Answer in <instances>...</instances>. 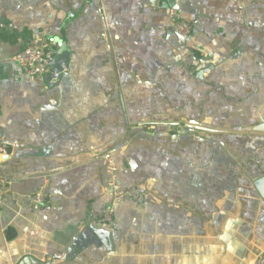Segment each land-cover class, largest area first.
Returning <instances> with one entry per match:
<instances>
[{
    "label": "crops",
    "instance_id": "obj_1",
    "mask_svg": "<svg viewBox=\"0 0 264 264\" xmlns=\"http://www.w3.org/2000/svg\"><path fill=\"white\" fill-rule=\"evenodd\" d=\"M166 4L196 22L186 41L153 0H0V264L264 256V0ZM47 39L55 81L11 61ZM106 155L142 195L108 224Z\"/></svg>",
    "mask_w": 264,
    "mask_h": 264
},
{
    "label": "built area",
    "instance_id": "obj_2",
    "mask_svg": "<svg viewBox=\"0 0 264 264\" xmlns=\"http://www.w3.org/2000/svg\"><path fill=\"white\" fill-rule=\"evenodd\" d=\"M165 4L168 18L169 29L176 35L179 41H186L196 24V22H187L183 20L180 15L166 3L167 0H159ZM57 52V43L54 39H47L38 46H28L13 58L12 62L19 66L25 74L32 78L49 77L51 81L58 79V74L52 71L50 61ZM0 154H6V148L0 147ZM104 159L107 162V185L106 189L111 197V202L106 208V212L102 218L103 223H110L115 211V208L125 199L133 201L142 200V195L136 188L128 190H121L117 181V166L113 159L106 155ZM2 196V181L0 180V201ZM45 203L44 189L40 188L32 197L31 206L39 208ZM248 264H264V256H257L253 258Z\"/></svg>",
    "mask_w": 264,
    "mask_h": 264
},
{
    "label": "water",
    "instance_id": "obj_3",
    "mask_svg": "<svg viewBox=\"0 0 264 264\" xmlns=\"http://www.w3.org/2000/svg\"><path fill=\"white\" fill-rule=\"evenodd\" d=\"M154 4L157 6L159 3V0H153ZM184 42V41H181ZM58 45V50L55 54V56L52 58V60L50 61V67L53 71V69H56L57 74H58V79H59V74L61 73V68L65 66V62H66V53H65V44L59 42L57 43ZM57 64H59V66L61 67L60 69H58L56 66ZM57 79V80H58ZM47 80H50V78L48 77ZM253 184V188L255 189L256 193L258 194V196L264 201V172L261 176L253 179L252 181ZM88 231H85L80 238L76 239L75 241H73L72 243V247L75 248L76 250H82L84 249L89 241H88Z\"/></svg>",
    "mask_w": 264,
    "mask_h": 264
}]
</instances>
